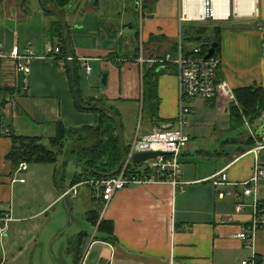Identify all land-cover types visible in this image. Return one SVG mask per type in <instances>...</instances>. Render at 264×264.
Wrapping results in <instances>:
<instances>
[{
	"label": "crops",
	"instance_id": "1",
	"mask_svg": "<svg viewBox=\"0 0 264 264\" xmlns=\"http://www.w3.org/2000/svg\"><path fill=\"white\" fill-rule=\"evenodd\" d=\"M189 1L193 5L196 0ZM244 3L245 0H237L236 3L232 0V13L230 10L228 15L205 19L195 17L196 8H187L186 0H77L68 10V17L65 15L61 21L56 20L59 14L54 11L55 6L50 0H38V12H33L28 5L22 16L0 13V43L4 50L8 53L17 44L22 51L31 48L35 54L31 71L26 74L25 86L21 73L15 72L16 62L9 57H0V206L14 218L7 232L0 234V254L10 255L17 264L24 263L25 252L42 227L39 218L43 209L35 187L27 188L25 177H21L30 163L23 162L27 168L21 170L20 165L14 166L8 158L13 146L10 134L40 136L44 143L50 145L58 121L67 127L96 125L100 114L92 109H80L77 99L84 106H90L98 99L105 106H111L122 121L123 144V118L129 114L121 102L131 101L141 110L144 128L134 132L133 138L138 132L149 133L163 124L176 125L180 108L179 67L174 62L160 60L168 54L173 57L179 54L180 33L183 34L184 49L200 45L203 37L195 40L191 39L199 37L195 32L191 35L184 33V28L194 29L193 26L199 24L221 27L218 77L226 80L234 90L244 87L264 89V0H256L254 12L244 10ZM70 5L71 1L65 4V8ZM41 12L43 15L38 14ZM185 13L190 17L183 19ZM54 20L61 25L60 30L55 28L54 22L53 30L50 29ZM135 20L140 26L136 42L132 41L131 34L121 31L122 28H133ZM216 20L224 23H216ZM66 37L76 60L77 85L72 81L71 70L68 72L61 52H47L50 45L66 48ZM48 38L51 41H46ZM186 40L196 43L188 46ZM92 63L100 72H106L107 81L103 88L94 89L90 85ZM88 65L90 72L87 71ZM151 66L161 72L157 79L158 114L164 120L159 125L144 110V69ZM196 100L218 105L221 109L225 107L233 120L235 103L218 95L210 99L198 97L189 100L187 103L193 109L187 114L189 121L195 113ZM263 118L264 110L252 121L248 120L252 123L248 128L243 115L242 122L237 121L236 125L247 128L244 136L220 139L215 133L211 143L216 147L201 143L199 158H192L187 163L185 159V162L181 161V178L187 182L184 192L170 183L130 185L119 190L105 204L95 199L91 191L92 199L99 202L100 211L88 207L89 220L90 212L97 211L99 220L106 219L114 224L113 238L96 230L94 225L95 232L90 239V245L93 244L91 264H241L243 259L254 256L258 264H264V209L257 211L254 197L243 194V185L218 187L211 179L225 170L230 181H245L253 175L257 157L264 164V149L257 155L252 151L256 146L255 138H263L255 135ZM4 119L11 121L9 126L4 125ZM46 132L51 135L45 137ZM187 134L191 140V133ZM133 138L128 145L124 144L126 151ZM220 141L227 149L219 146ZM189 146H193L192 151L198 148L193 143ZM187 154L191 151L186 149L182 160ZM201 160L211 161L200 167ZM60 162L59 159L55 163L47 162L52 165L50 173L54 180ZM133 163L141 162L135 163L133 158ZM82 165L81 172L72 177L69 186L62 189L57 199L64 198L62 196L71 188L74 177L83 173ZM62 173L64 178L63 169ZM219 190L232 193L220 198ZM79 192L76 196L69 195L78 198ZM257 197L264 199V177L260 180ZM238 203L243 204L241 211L236 209ZM255 219L258 220V228L253 239L239 237L240 232L249 230ZM81 233L84 235L79 242ZM88 235V231L83 229L74 235L75 245L69 252L75 263L85 264L87 260L89 251L84 249ZM59 263L62 264L61 259Z\"/></svg>",
	"mask_w": 264,
	"mask_h": 264
},
{
	"label": "built area",
	"instance_id": "2",
	"mask_svg": "<svg viewBox=\"0 0 264 264\" xmlns=\"http://www.w3.org/2000/svg\"><path fill=\"white\" fill-rule=\"evenodd\" d=\"M210 0H205V9L196 8L194 15H198L200 19L215 17L216 15L211 11L209 4ZM202 6V5H201ZM228 15V14H227ZM225 16V15H224ZM190 17V14L183 15V19ZM221 17V16H220ZM183 34L180 33L179 54L173 57L168 54L166 58L161 59L163 62H174L179 67L180 79V108L176 125L163 124L160 127H155L149 133H137L128 150L126 151V160L118 173L107 176H91L77 183L70 189L66 190L62 197L66 194L76 196L78 194V187L86 186L91 189L94 198L109 203L114 195L130 185H142L152 183H170L181 191L186 190V184L182 178L181 155L184 148L187 147L190 138L185 132L184 128L188 123L187 114L192 112L191 106L187 103L192 98H214L215 96H222L223 98L237 103L234 89L226 81L218 77L221 59L218 55L213 54L207 56L210 46L207 50H203L202 46L198 45L191 49H184L182 43ZM62 46L50 45L47 49L48 54H58L61 52ZM0 57H9L13 59L15 64V72L19 75L31 71V62L35 57L31 48L24 51L16 44L10 52L4 50V46L0 43ZM156 61V60H154ZM91 67L87 66V71L90 72ZM249 122V121H247ZM248 125L250 123H247ZM256 146L252 148L255 155L264 149V137L256 139ZM161 152L154 158L145 160L140 164L135 165L133 158L138 153L143 152ZM135 166V167H133ZM27 168L26 163H21L20 168L24 170ZM264 177V164L257 157L254 173L248 180L241 182H232L229 180L228 174L224 171L212 176V181L216 186L222 185H243V194L245 196H253L254 204L259 212L264 209V199H258L259 184L261 178ZM230 191H218V197L224 198L231 194ZM237 211L243 209V204L238 203ZM14 220L12 214L0 206V234H5ZM258 228V220L255 219L248 231L240 232L238 235L241 238L253 239L254 234ZM241 264H258L255 261V256L251 259H243Z\"/></svg>",
	"mask_w": 264,
	"mask_h": 264
},
{
	"label": "rangeland",
	"instance_id": "3",
	"mask_svg": "<svg viewBox=\"0 0 264 264\" xmlns=\"http://www.w3.org/2000/svg\"><path fill=\"white\" fill-rule=\"evenodd\" d=\"M28 1L29 2H26L25 0H0V13L5 15L14 13L15 15L22 16L24 15V11H27L26 8L28 7V5L29 7L31 6L33 12H38L36 10L38 0ZM76 3L77 0H73L71 1L70 7L62 10L54 8V11H57V13L59 14L56 20L58 19L61 21V18L65 17V15H67L68 17V10H70L72 5H75ZM38 14L43 15L42 12ZM128 18L129 17L124 19L126 20ZM56 20L51 22V30H53L54 26L57 30L61 29V25H59V22H56ZM136 20L134 23H132L133 28L127 27L121 29L124 34H131L132 38H134L132 41L135 42L136 34L139 33L140 29L138 21ZM199 22L200 21H198V23ZM221 22L223 21L216 20V23ZM103 31L101 30L102 34H104ZM189 31H192L190 27ZM207 35L213 37L214 32L210 31V33L208 32ZM172 38H175L174 35L172 36ZM46 41H51V39L48 38V40ZM195 43V41H185V44L188 46H191ZM161 52L162 51L159 50V53ZM91 65L93 66V73L90 76L91 87L94 89L103 88V76L106 72H100V70H98L93 63ZM120 105H124L126 111L129 114L128 117L123 118L125 130L124 144L128 145L133 138L134 132H136L138 129L143 131L144 119L142 118L139 106H137L135 103L131 101H124L121 102ZM243 115L245 116V123H250L248 125V128H251L252 123L250 121L252 120H250L247 114L241 113V122L243 119ZM248 120L250 121L247 122ZM232 121L233 120L230 117V113L225 111V107L221 109L220 107H218V105L214 106L208 104L203 100H196L195 113L191 116L190 121L188 120V123L185 126V132L191 133L192 135L191 140L189 141L187 147L182 151V153H184V151L187 149V151H191V154L183 156V160L181 155V161H184L185 159L187 163L188 161L192 160V158H199L202 154L200 152V150L202 149L201 143H205V145H213L214 147H216V145L211 143L212 141H214L215 137H213L212 139V135H214L215 133L216 136H220V139L225 137L239 139L240 137L244 136L246 134L247 128L243 125L237 126L236 123ZM3 122L4 125L9 126L11 121L4 119ZM50 135L51 134H48L46 132L45 137H49ZM221 141L219 146L223 147L224 150L227 149L225 146H223L225 143L221 144ZM70 142H66L64 150H62L57 156L59 162L61 160L62 161L58 165L57 170H55L56 180H54L51 176L50 168L52 165L48 163H30L28 165L29 169L21 174V177H25L26 179L25 186L27 188H31V186L35 187L36 197L40 199L38 200V202H40L41 210L43 209V214L39 218L42 222V227L36 233V240L33 241V243L29 246L28 251L25 252L26 254L24 256V263L22 264H60V259L62 260V264H78V262H74V258H72V256L70 255L71 253L69 252V250L75 245L74 235L80 229L87 230L89 233L84 249L85 252L87 250L89 251L85 264L92 263L91 256L93 244L90 245V239L95 232L96 227L89 220L87 209L93 208L100 211L99 202H95L92 199V195L90 193L91 190L86 186H80L78 198H71V215L69 214V211L66 207L65 199L60 197L57 199V197L61 194L62 189L66 186H69L72 177L82 170L80 166L82 165V162H79L78 165V162L75 160L76 158L66 156V151H69L70 148L69 146L74 144L76 140H72ZM191 143L197 145L198 148L192 151L193 146H189V144ZM47 147L49 148L50 146ZM64 159H67V162L64 166V178L63 180L58 182L60 167ZM207 161H199L200 167H202L203 164ZM0 264H17V260L12 259L8 254L7 256H3V254H0Z\"/></svg>",
	"mask_w": 264,
	"mask_h": 264
},
{
	"label": "trees",
	"instance_id": "4",
	"mask_svg": "<svg viewBox=\"0 0 264 264\" xmlns=\"http://www.w3.org/2000/svg\"><path fill=\"white\" fill-rule=\"evenodd\" d=\"M69 2L68 0H61L60 5H65ZM193 27L192 31L184 28V33L191 35L195 32V35L198 34L203 37L200 46H202L204 51L207 50L212 42H217L215 54L219 55L221 49V27L214 26L211 28L208 24H199ZM210 31L214 32L213 37L207 35ZM61 54L66 61L68 72H70L67 49L64 46L61 48ZM74 65L77 66L76 60H74ZM160 73L155 66L144 69V110L149 113L150 119L157 125L160 124V121L164 120L158 114L160 97L157 79ZM73 83L77 85V74L76 81ZM234 91L238 103L235 104L236 106H233L232 112V118L235 123L241 121V113L247 114L250 120H253L264 110V89L262 87H244L235 89ZM101 104L106 105L98 99L91 103L90 106H84L80 99H77V106L80 109H92L100 114L98 123L94 126L67 127L62 121H58L56 134L51 137L50 145L44 143V138L40 136H17L10 134L13 146L11 152L8 154V158L14 166H19L23 162L55 163L58 160V154L64 150L66 142L76 140L74 144L69 146L70 148L69 151H66V156L76 158L75 160L78 163L82 162L83 173L77 174L74 177L71 187L91 176L102 177L114 174L116 168L123 160V152L126 151V148L123 143L121 145L115 121L100 108L99 105ZM46 145L50 147L48 148ZM63 161L62 169L64 170L67 159ZM99 218L97 211L90 212V220L97 226V230L113 238V222L106 219L99 220ZM83 235L84 233H81L79 242L82 241Z\"/></svg>",
	"mask_w": 264,
	"mask_h": 264
},
{
	"label": "water",
	"instance_id": "5",
	"mask_svg": "<svg viewBox=\"0 0 264 264\" xmlns=\"http://www.w3.org/2000/svg\"><path fill=\"white\" fill-rule=\"evenodd\" d=\"M137 5H138V1H137ZM230 10H231V13H232V10H233L232 0H230ZM241 20L242 19H236V21H241ZM191 39L201 40V36H199L197 38H191ZM65 40H66L65 42H66L67 54H68V58H69L71 75H72L73 81L75 82L76 81V70H75V65H74V62H73L72 48H71V45H70L69 40H68L67 37H66ZM217 45H218V43L215 42V41L211 43V46H210V49H209V52H208V55L207 56H211V55H213L215 53L216 48H217ZM21 81H22V84L25 86V84H26V74L24 72L21 73ZM106 81H107V76L105 74L104 75V78H103V83H106ZM99 106H100V108L102 110H104L107 114H109L113 118V120L115 121V123L117 125L119 140H120L121 145H122V141H123V130H122V121H121V118L116 114V112L112 108H110L108 106H105L103 104H101ZM255 135H256L257 138L264 137V118H263L262 125L259 126L255 130ZM160 154H162V153L161 152H154V151L138 153V154H136L134 156V162L135 163L143 162L145 160L154 158V157H156L157 155H160ZM125 160H126V152L124 151L123 152V160L119 164V166L117 167V169H116V171L114 173H118L120 171V169L122 168ZM61 176H62V166H61V169H60V175L58 177V182L61 180ZM64 199H65V203H66L67 209L69 211V214L71 215V212H72V200H71V196L69 194H66L64 196Z\"/></svg>",
	"mask_w": 264,
	"mask_h": 264
},
{
	"label": "bare ground",
	"instance_id": "6",
	"mask_svg": "<svg viewBox=\"0 0 264 264\" xmlns=\"http://www.w3.org/2000/svg\"><path fill=\"white\" fill-rule=\"evenodd\" d=\"M236 1L237 0H235V3ZM204 3H205V0H196L192 5L189 0H186V7L187 8L195 7V8H198V10L202 9V11H204L205 9ZM209 4L211 7V11H213V13L216 16H224V15L229 14L230 12V0H210ZM255 5H256V0H245L243 7H244V10H248V11L252 10V12H254ZM236 10H238L237 5H236ZM195 17L199 18L197 14L195 15Z\"/></svg>",
	"mask_w": 264,
	"mask_h": 264
},
{
	"label": "flooded vegetation",
	"instance_id": "7",
	"mask_svg": "<svg viewBox=\"0 0 264 264\" xmlns=\"http://www.w3.org/2000/svg\"><path fill=\"white\" fill-rule=\"evenodd\" d=\"M50 1H52V3H53V5L55 6V9H59V10H61V9H65V5H60V2H61V0H50ZM66 1V0H65ZM68 1H73V0H68ZM142 3H143V1H142ZM145 3V2H144ZM142 5V4H141ZM61 8V9H60Z\"/></svg>",
	"mask_w": 264,
	"mask_h": 264
}]
</instances>
